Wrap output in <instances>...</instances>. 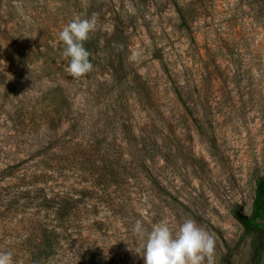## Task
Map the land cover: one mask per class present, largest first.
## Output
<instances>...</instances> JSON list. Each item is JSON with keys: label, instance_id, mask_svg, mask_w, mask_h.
<instances>
[{"label": "rangeland", "instance_id": "obj_1", "mask_svg": "<svg viewBox=\"0 0 264 264\" xmlns=\"http://www.w3.org/2000/svg\"><path fill=\"white\" fill-rule=\"evenodd\" d=\"M186 1L194 2L189 6L192 36L179 29L171 0H0V167L33 165L36 144L52 134L60 138L54 148L65 152L71 139L72 147H90L92 134L102 130L117 134L116 143H122L123 121L107 112L115 105L113 95L123 96L119 104L126 105V118L146 122L140 103H155L139 97L133 86L148 80L157 105L167 114L181 111L177 134L208 170L199 179L188 163L168 166L165 186L180 189L176 197L190 193L196 200L185 208L168 197L161 202L160 221L178 227L187 218L196 220L215 237L216 264H264V248L255 251L258 243L264 246V236L246 233L233 215V210L251 214L256 182L264 174V0ZM93 15L97 30L90 36L106 58L92 72L73 78L65 71L68 61L58 33L74 17ZM117 22L131 67L119 90L109 63L122 52ZM173 80L189 85L188 116L176 100ZM50 89L55 97L49 103L43 95ZM14 181H0V251L13 253V264H31L34 230L40 223L47 226L50 217L27 198L8 210L18 185ZM87 203L90 220L67 230L82 241L61 242L59 254L42 264H144L133 249L141 242H133L113 209L98 198ZM146 203L140 209L145 214ZM94 217L103 229L91 225Z\"/></svg>", "mask_w": 264, "mask_h": 264}, {"label": "trees", "instance_id": "obj_2", "mask_svg": "<svg viewBox=\"0 0 264 264\" xmlns=\"http://www.w3.org/2000/svg\"><path fill=\"white\" fill-rule=\"evenodd\" d=\"M171 1L178 14L179 29L187 31L192 36L191 23L194 9L189 6H192L194 2ZM115 28L118 38L121 40L120 49L122 52L116 54L118 63L115 62V59L109 63L113 70L112 76L119 84V88H117L119 90L131 67L123 56L125 32L122 24L117 22ZM97 45L98 42L91 36L84 45L91 53L90 60L94 68L100 66L103 59L106 58L103 57L104 53L96 47ZM46 67L47 60H43L40 68ZM57 82V86L61 87L60 80ZM173 86L176 100L184 110V114L188 116L190 114L189 85L186 81L173 80ZM133 88L137 89L139 97L143 98L144 95H147L151 99V103L155 104L150 105V102L147 104L145 101L140 103L143 105L141 110L146 113L147 121L136 124L134 120L126 118L124 110L122 111V108L126 106L119 104L123 100V96L114 93L113 101L115 103L113 104L115 105L107 112L112 113V118H120L123 121L120 125L122 136L120 142L122 143H116L118 137L115 135L117 134L102 130L92 134L91 142L93 141V144L90 147L82 149L79 146L72 147L73 140L71 139L69 145L65 147L67 151L65 152L64 148H54L53 141L58 143L60 138L54 139L52 134L47 138L48 140L44 138L43 141L46 143L36 144V153L32 158L35 159L33 165L23 166L22 162H14L0 167V181L15 178L14 182L18 184L9 200L8 210L15 208L20 201L27 198L26 202L32 204V208H36L37 211H47V215L50 217L47 226L42 228L40 223L34 230L32 242L37 243L30 252L31 264H42L43 259L48 262L52 260L59 254L60 249L62 250L63 243L61 244V242L82 241V237L75 239L67 234V230L74 228L82 219H87L85 222L90 220L88 200L98 198L113 209L121 224L128 229L133 242H141L133 232L135 221H143L144 227L150 231L154 224L160 222L161 202L165 199L175 197L185 208H189V204L193 203L192 199L196 200V197L190 193H188L189 196L176 197L174 194L179 195L180 189L167 188L162 176L168 166L171 169L175 167L179 169V161L191 165L199 179H203L208 173L205 161L197 157L190 147L185 146L177 134V114L179 117H183L181 111L167 114L164 108L157 105L158 100L154 98V93H151L153 86L148 83V80L138 82ZM54 93L55 91L52 92L51 89L44 93V100L52 102L55 97ZM128 108L125 109L129 111ZM83 114L85 113L79 116ZM169 172L175 173L174 170ZM73 178L74 181H72ZM70 183L72 186L77 184L78 189L73 192ZM42 184L43 187L40 186ZM31 192H36V195L29 196ZM25 194L28 196H24ZM144 201L150 204L146 210L147 214L140 210ZM198 212V210L194 211V216H197ZM233 215L241 223L246 233L256 235L258 238L264 236V174L260 175L256 182L251 214L233 210ZM91 221L92 226L103 229L102 223L97 221V218L94 217ZM263 248L264 246L258 243L255 246V251Z\"/></svg>", "mask_w": 264, "mask_h": 264}, {"label": "clouds", "instance_id": "obj_3", "mask_svg": "<svg viewBox=\"0 0 264 264\" xmlns=\"http://www.w3.org/2000/svg\"><path fill=\"white\" fill-rule=\"evenodd\" d=\"M96 30L95 15L76 16L58 33V40L64 45L62 55L68 61L65 71L71 77L78 79L93 71L91 53L84 45ZM133 232L141 241L133 249L144 259V264H216L215 237L192 218L185 219L178 227L161 220L150 231L143 221L136 220ZM0 264H13V253L0 251Z\"/></svg>", "mask_w": 264, "mask_h": 264}]
</instances>
